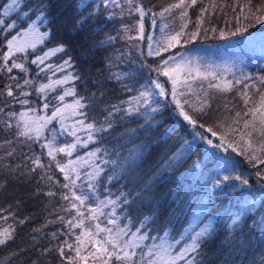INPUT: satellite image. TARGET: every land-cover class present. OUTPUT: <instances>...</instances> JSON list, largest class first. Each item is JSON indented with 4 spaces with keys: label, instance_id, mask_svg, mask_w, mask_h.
<instances>
[{
    "label": "trees",
    "instance_id": "16d2710c",
    "mask_svg": "<svg viewBox=\"0 0 264 264\" xmlns=\"http://www.w3.org/2000/svg\"><path fill=\"white\" fill-rule=\"evenodd\" d=\"M150 1L155 0H110L105 6L100 0H94L83 11H78L79 0H23L19 12L31 9L29 20L37 15L39 9L44 8L50 23L41 31H49L50 36L44 43L37 44L35 49L16 53L5 66L2 56L7 52V40L26 23L21 22L23 18L18 12L3 17V7L7 0H0V19L5 20V25H0V232L8 229L13 236V239L0 245V264H69L67 258L75 256L73 249L76 246V237L89 224L95 223L87 219V207H81L80 211L85 214L84 226L69 225L68 221L76 223L80 217L76 209L71 208V202L62 198L64 194L70 196V192H66L62 187L60 171L52 160L46 163L36 134L30 132L29 136L19 135L30 112L25 105L41 108L48 99L47 109L52 105L58 106L63 101L58 100L57 96L65 87L74 89V95H68L69 99L85 98L83 102L86 108L79 111L85 112L86 116L75 114L71 117L72 121L77 124V121L84 120L85 124L94 123L95 127L103 126L107 129L93 134L92 141L84 139L88 137L89 130L81 126L77 130L80 141L86 142L76 147L74 154L83 151L89 154L97 148L105 149L106 153L102 155L112 161L107 164L105 175L113 179L109 181L105 178L97 185L98 191L94 196L96 198L91 199L89 205L94 206L97 198L116 199L123 195L130 203L117 207L118 222L122 225L129 223V219L124 218L127 212L130 226L135 231L144 217H150L152 223L146 230L155 236L167 228H174L175 233H179L188 223L192 209L189 204L205 196L209 201L208 210L228 213L220 224H216L214 235L204 243L202 254L197 257L199 264H264V200H258L251 214L236 226V238L233 243L228 246L222 244L229 235V232H224L225 224L231 221L229 217L234 214L239 202L247 198L249 193L261 196L262 190L259 186L263 184L257 173L264 174V163H260V160H264V151L259 148L260 139L255 143L253 136L257 133L249 137L247 133L251 131V127H244V121L251 119V116L244 115L241 126L238 125L228 98H236L235 102L240 99L235 105L238 108L246 107L245 112L248 108L258 106L259 102L255 97L259 96L260 88H264V70H258L256 73L252 70L235 71L228 75L211 72L208 68V72L200 69L201 73L210 72L215 75H209L207 79H188L187 84L191 87L185 86L187 74L181 72V82L176 85V96L173 98L172 81L162 74L164 64L141 50L136 52L129 48L122 54L125 47H121L122 43L115 35L120 29H128L134 33V15L137 12L133 10V6L140 4V8H144ZM187 3L177 9L188 12ZM219 3H225V6L221 10L222 17L218 24H221L224 18L234 17L231 12L244 7V0H197L194 5L203 7L211 4L216 9L221 7ZM256 3L257 5L251 4L252 10L261 8L258 5H264V0H256ZM94 8L95 14L88 16ZM211 11L210 17L217 23L218 12L212 9ZM246 16L247 23L241 22L238 25L251 26L259 23L249 19V14ZM83 17L87 18L82 24H78ZM12 20H16V28L4 30L6 24ZM174 22L175 19L166 21L164 18L143 20L142 37H151L149 40L159 45L160 40L164 38V31L174 30ZM206 30L208 28L204 29ZM204 31L188 42L184 50L206 38L207 36H203ZM102 41L105 43L102 44ZM60 45L64 46L65 51L49 57L42 65L31 63L45 51ZM69 58L71 67L60 70L59 66ZM13 60L23 63L28 71L13 69L9 73L7 67H11ZM257 61L264 68L263 56L253 57L251 65L244 66L253 68L258 66ZM69 73L79 78L65 84L53 85L44 92L38 91L42 84H47L50 80L55 81L59 75L66 76ZM236 74L242 77L238 80L239 83L234 79ZM25 79H28L30 84L25 85ZM154 82L164 87V96L159 95V89L154 87ZM17 84L20 87H17ZM210 84L220 87H209ZM251 84L257 88L249 92L247 86ZM145 89L153 93L152 100L159 101L160 112L155 115L154 120L145 114L144 105L140 106L139 112L127 111L133 105L134 98ZM8 90L13 92L12 96L7 95ZM205 98L218 100V106L213 102L210 107L224 113L223 120L220 121L222 125L223 122L227 123L225 127L218 129L213 124L210 113L203 111L207 106L203 104ZM245 98L249 101L247 105L244 103ZM24 100L28 103H22ZM177 102L197 124H203L205 127L194 130L179 115ZM22 113L25 114L23 117ZM106 119L112 125L110 129ZM172 128L175 130L165 137L164 134ZM208 128H212L217 135L211 136V133L207 132ZM194 131L211 138L214 144L220 143L223 138L224 147L216 149L207 145L194 135ZM187 142H192V149L187 154L173 159ZM210 153H215L212 159L209 158ZM253 154L260 157L250 160L249 157ZM37 157L40 166L32 163ZM69 157L65 160H69ZM219 158L221 161L217 164L220 167L230 170L233 168L229 175L248 179V185L231 180L230 185L227 186L226 182L217 187L213 181L216 177L213 178L210 173L211 164ZM81 167L86 172L91 169L87 164ZM186 172L190 177L185 176L181 180V176ZM84 183L87 186L85 180ZM208 189L210 194L205 192ZM84 190L86 191V188ZM49 192L54 195L49 196ZM104 211L110 212L111 208H105ZM101 221L104 226L106 219L101 217ZM145 243L150 244L152 241ZM69 244L73 245V249L68 247ZM61 248L63 255L60 253ZM90 249L91 244L82 250V254H87ZM88 264H92L91 257Z\"/></svg>",
    "mask_w": 264,
    "mask_h": 264
},
{
    "label": "snow or ice",
    "instance_id": "6c2138e0",
    "mask_svg": "<svg viewBox=\"0 0 264 264\" xmlns=\"http://www.w3.org/2000/svg\"><path fill=\"white\" fill-rule=\"evenodd\" d=\"M94 0H79L77 5L78 11H83L84 8L88 6L89 3H93ZM197 0H191V4H196ZM100 3H103L107 6L110 3V0H100ZM23 4V0H11L10 3H6L3 7V17H9L12 13H19V16L23 19L22 23H26V29L23 31H17L15 35L11 37V39L7 40V52H5L2 56L3 61L5 62V66L7 65L10 58H12L16 53H26L29 49H35L37 44H42L45 42L47 38L50 36L49 31H41L42 28L46 27L50 20L48 19L47 13L42 7L38 10L37 15L28 19L31 16L32 10L19 12ZM185 5V0H180V3L173 4L168 8H165L164 12H170L172 8H182ZM190 6V5H189ZM141 16L144 15L142 9H137ZM96 9L88 13V16L94 15ZM202 11H204L202 9ZM257 11H264V7L258 8ZM249 14L253 19L257 21L264 22V15H256L251 10V4H249ZM163 15V13H161ZM181 18L187 16L186 11H182L180 13ZM87 17H83L77 23L82 24L84 19ZM246 19L248 17H245ZM0 25H5V20L0 19ZM17 26L16 20H12L10 23H7L4 30H13ZM187 24H184L181 28V32H177L175 35H169L165 38L166 47L165 51L169 48L175 47L180 43V35L183 32V28H186ZM239 30V29H238ZM141 31H143V26L141 25ZM197 32L191 33L192 39H195L197 36ZM224 33L221 32V36ZM151 39V37H149ZM111 40V37L109 38ZM102 44L105 42H101ZM65 51L63 45L54 47L45 51L42 56H37L35 59L31 61L32 64L42 65L45 61L57 53H61ZM149 55H152V51H149ZM156 54L159 55V50L156 51ZM169 60H174V57H169ZM169 60H164V69L162 70V74L171 79L173 89L172 95L173 98L176 96V85L180 83L179 73L185 72L187 75L185 77V86L191 87L190 84H187L188 79L195 80L198 77H203L207 79L209 75H215L214 73H201L199 68H193L191 66H183V62H178L174 67H168ZM71 67V58L63 61V64L59 66L60 70H64L65 68ZM49 70H51V65L48 66ZM13 69H20L21 71L27 72L28 69L25 67L23 63H17L15 60L12 61L11 67H7V71L9 73L12 72ZM43 71V69H41ZM195 73V75H193ZM78 76H74L69 73L63 79H57L55 81L50 80L47 84H42L38 89L39 92H44L46 89H50L53 85H61L65 84L70 80L78 79ZM119 79V77H118ZM239 83V81H237ZM24 84H30L28 79L24 80ZM17 87H20L17 84ZM154 87L159 89V95H165L164 87L158 83L154 82ZM209 87H217L219 85L210 84ZM227 87V86H226ZM22 95H27V93H21ZM8 96H12L13 92L8 90ZM74 95V89H69L64 92L63 95L59 96V100L63 101L65 96ZM153 93L145 89L144 91L139 92L138 96L134 98L133 105L130 106L127 111L132 113L133 111L139 112L140 106H146V115L151 116L154 120L155 115L159 114L160 107L158 100H152ZM245 97L247 94H244ZM207 97V94H206ZM84 97L76 99L73 104L65 105L64 109L60 107H56L54 111H52L51 116L47 118L44 124H40L38 126H29L27 122L24 124V129L19 132L21 136H29L30 132H35L36 137L41 135V130L45 127V124L51 123L56 120L58 117L62 119L63 111L71 108L74 114H78L81 116H86V113L83 111H79L81 109L86 108V104L83 102ZM22 103L27 104L28 101L24 100ZM244 103L247 105L249 103L248 99L245 98ZM156 105L155 107L153 105ZM203 104L208 105L210 107L209 100L205 98ZM44 108H48L49 105L45 103L43 105ZM177 107L179 108V115L182 116L183 120L186 121L190 126L195 130L196 128H204L203 124H197L196 120L189 115L187 111L184 110L183 106L177 102ZM251 115V119L244 121L245 129L251 127V131L247 133L249 137H252L253 133H257L260 137L259 148L261 151H264V93H261L259 96V104L258 106H254L248 108L247 112L244 115ZM25 114H21L23 117ZM237 117L241 116L240 112L236 113ZM108 129L112 127L111 123L107 121ZM157 124L159 122H156ZM77 124L81 127L89 130L88 141L93 140V134L101 133L107 131L103 126L95 127L94 123L85 124L84 120L77 121ZM151 126V124L149 125ZM175 129H169L164 135L167 137L171 135V133ZM231 130V129H230ZM53 136L52 141L57 139V130L55 128L51 129ZM60 132H67L71 136H76L75 127L71 130L65 128L63 124L60 125ZM207 132L211 133V136L215 137L217 133L212 130V128H208ZM194 135L199 137L200 140L205 141L207 145H211L216 149H220L224 147L223 138H221L220 143H215L211 138H207L203 133L199 131H194ZM31 138V137H29ZM231 145H229L230 147ZM44 147L48 148V155L52 157V160H56V153H65L68 156H71L75 148L77 147L76 143H66L62 147H53L52 142L50 141L48 144H45ZM142 147V146H141ZM193 147L192 142H187L181 149L178 154L173 156V159H176L181 154H187ZM249 148H251V144H249ZM226 150V149H225ZM102 153H106L105 149L97 148L95 151L90 152L88 154L89 160L86 161V164L91 168V171L85 172L83 174V179L87 182V191H85L80 185H77V180L81 179V173L77 171L75 162L69 160L67 164H60L57 162V167L60 172L64 173V179L68 181L62 185L63 188L69 189L70 196L64 194L62 198L64 200H69L71 202V208L76 209L77 215L80 219L73 223L72 221H68L71 227H82L84 226L85 214L80 211L81 207H87L88 216L87 219L89 221L95 222L94 224H89V226L81 232L79 236L76 237V246L73 249V245L69 244L68 247L75 251V256H69L67 259L69 264H88L89 257L92 259V264H199L197 257L201 255V249L204 243L214 235L216 229L209 219L207 223H205L204 217L201 213H197L193 216L187 223V226L182 227L179 233H175L174 228H167L163 232L157 233V235L152 236L149 234V231L146 229L152 223V218L144 217L143 220L139 222V226L136 227L135 231L132 230L130 226V218L128 213L125 212V219H129L128 224H121L118 222L116 209L118 206L127 205L130 202L126 197L120 196L116 199H99L95 202L94 206L88 204V202L95 196L98 191L97 185L101 183L105 178L109 181L113 179L111 176L106 177V166L109 163H112L110 159L106 158ZM131 155V153L129 154ZM215 156V153H210L209 158L212 159ZM250 160H256L257 157L253 154L249 157ZM32 163L40 166L39 158H35L32 160ZM260 163H264V160H260ZM219 167V165H218ZM34 171V169H33ZM75 174V178H73L72 174ZM258 176H260L261 180L264 181V174L258 172ZM51 179V177H48ZM231 180L239 181L242 185H248L249 181L242 176H231V175H217L215 178V185L217 187L229 182ZM80 188L79 194L75 189ZM49 196L54 195V193L49 192ZM258 200H264V193H261L260 197L255 196L254 194L249 193L248 198L242 199L238 208L235 210L233 215H230L229 219L231 223L226 226V231L229 232V235L225 237V240L222 241L224 246H228L236 238L234 229L237 225L241 224L243 219L247 217V215L251 214L253 209L256 207ZM78 202V203H77ZM105 208H111L110 212H105ZM101 217L106 219V224L102 226ZM63 219V218H61ZM24 221H20L23 223ZM110 225V226H109ZM103 234V235H101ZM13 239L12 234L8 229H4L3 232H0V245H4L7 241ZM146 241H152L151 244L145 243ZM89 244H91V249L87 251V254H82V250L86 248ZM61 255L64 254L63 249H60Z\"/></svg>",
    "mask_w": 264,
    "mask_h": 264
},
{
    "label": "rangeland",
    "instance_id": "374dc122",
    "mask_svg": "<svg viewBox=\"0 0 264 264\" xmlns=\"http://www.w3.org/2000/svg\"><path fill=\"white\" fill-rule=\"evenodd\" d=\"M11 0H7L6 3H10ZM187 3V17L181 18V11H179L177 8H172L170 12H164L163 10L165 8L170 7L173 4H178L180 3V0H155L150 1L149 4L146 6H143L144 8H140V4H134L133 10L136 11L135 16V31L134 33L131 32V30H125V29H120L118 33H116V37L118 38V41L122 43L121 47H125L123 50L122 54H125L126 50L131 48L133 51L136 52H141L145 51L147 56H150L152 59H157L160 61V63L163 64L164 60H169V57H174V60H169V67H174L176 63L178 62H183V66H187V64L191 67L199 68L202 71L208 72L207 68L211 72L215 71H221L219 73H226L228 75L231 74V70L234 68H237V71H253L257 72L258 70H264L261 63L257 61L258 66H254L253 68H246L243 64L239 65V62H243L244 64L250 66L251 65V60H252V55L248 53L245 55V52H250L252 50H255L256 47L260 48L259 53L264 52V22L257 21L252 18V16L249 14V4L252 5H257L256 0H244V7L240 10H236L234 12H231L234 17L231 18H224L223 22L221 24H218L220 21L222 14L221 10L224 8L225 3H219L220 8H214L213 5L209 4L203 7H198L193 4H191V0H185V5ZM190 5V6H189ZM259 7H264V5H258ZM193 7V8H192ZM137 9H142L144 12V15L141 16L140 12ZM202 9L204 11H202ZM214 10L218 12V16L215 20L210 17V12ZM252 10V9H251ZM257 9L252 10L253 13L256 15H264V11H258L256 12ZM196 12V13H195ZM163 13V15H161ZM195 13V14H194ZM250 15L249 19H251L254 22H259L257 24H253L251 26L243 25L240 26L238 25L239 23H247V17L246 15ZM194 15V16H193ZM155 16L156 19L160 20V18L166 19V21H172L175 19L174 22V30L172 31L171 29L165 30L164 34V41L163 39L160 40L159 45H156L155 41L149 40L148 36L147 38L142 37V31H141V25L143 26V20H154L153 18ZM193 16V17H192ZM178 18V19H177ZM232 19L234 21H232ZM184 24H187L186 28H183V32L180 35V43L177 44L173 48H169L167 51H165L166 45V40L165 38L169 35H175L177 32H181V28ZM127 25V23H126ZM208 25V26H207ZM208 28V30L204 31V29ZM26 29V26L21 28L19 31H23ZM239 29V30H238ZM202 31L205 32L203 36H207L206 38H203L201 42L195 43L197 45L192 46V47H187L186 50H184V46L193 40L191 37V33L197 32L201 33ZM221 32L224 33L223 36H221ZM249 32H251L250 38L252 39L247 46L245 47L244 45V40H248L249 35H247ZM217 33V34H216ZM198 35V34H197ZM200 36V37H203ZM197 36L195 37V39ZM11 39V37L9 38ZM148 40V41H147ZM260 42L258 46L256 45V41ZM162 41V42H161ZM248 48V49H247ZM141 50V51H139ZM159 50V55L156 54V51ZM149 51H152V55H149ZM242 56H244L242 58ZM240 60V61H239ZM198 65L199 67H197ZM260 68V69H259ZM164 67H162L161 70H163ZM264 74V71H263ZM65 76L63 74L59 75L57 79H63ZM262 77V75H261ZM235 80L242 79V77L238 74L234 76ZM70 87V86H69ZM248 90L249 92L252 90H255L257 87L253 84L248 85ZM66 90H69V88L65 87L61 92L60 95H63ZM260 94L264 93V88H260ZM234 91L231 92L233 94ZM259 94V96H260ZM59 96L58 100H59ZM259 96L255 97V99L259 102ZM48 99L45 100L44 104L46 103ZM209 103L216 104L218 106V100L209 98ZM235 99H230L228 98V102L230 103L231 111L234 112L235 120L238 122V125L241 126L242 122L241 119L244 117V113L246 111V107H241L238 108L236 107V103L240 101V99L235 102ZM75 99H69V96L64 98L63 102L59 104L58 106L52 105L50 109L44 108L43 106L41 108L35 107L33 105H25L28 109H30L29 114L26 116L27 123L29 126H38L40 124H44L45 121L47 120L48 117L51 116L52 111L55 110L56 107H60L61 109H64L65 105L73 104ZM226 103V102H225ZM43 104V105H44ZM259 104V103H258ZM48 110V111H47ZM205 112L210 113V118L213 121V124L219 129L225 127L224 125H227L226 122H223V125L221 121L223 120L224 113H220V111L214 110L208 105L206 108L203 110ZM240 112L241 116L237 117L236 113ZM208 113V114H209ZM75 114L71 108H68L63 111L62 114V119L57 118L52 121L51 123L45 124V127L41 130V134L44 132L48 131L47 136L45 139H43V142L45 144H48L50 141L52 142L53 147H62L64 144H66L67 140L70 137H73L76 139V136H71L67 132H60V125L63 124V126L69 130H71L73 127H75V131L77 134V130L79 128V125H77L75 122H73L71 117H73ZM251 116V115H250ZM221 120V121H220ZM20 126V122L18 123ZM55 128L57 130V139L55 141H52V136L53 133L51 129ZM35 134V132H33ZM255 138V143L260 137L257 135L253 136ZM88 138V137H87ZM87 138L85 140H87ZM48 149V148H47ZM42 156L46 159V163L50 162L52 160V157L48 155V152L42 151ZM84 154L82 157H77L76 160L78 162H82L83 164H86V161H88V156L84 157ZM257 158L260 157V155H255ZM221 159H217L214 163L211 164V175L212 177H216L217 175L223 176V175H229L230 171L233 169H227V168H222L218 167L217 163H220ZM257 162V161H254ZM65 164V163H62ZM91 171V169H90ZM213 171V172H212ZM239 173V171H238ZM185 176L190 177V174L186 172L183 176H181V180L185 178ZM203 182L204 179H202ZM213 181H215L213 179ZM67 182H63L65 184ZM263 184L262 186H259L260 189L262 190L261 193H264V181H261ZM66 190V192H69V189L63 188ZM206 193L210 194V190H205ZM248 198V196H247ZM208 199L205 196H202L201 198L196 199L193 201L191 205V212L189 214V219L188 221L195 216L198 212L201 213L202 216L207 217L208 219H205V223L208 222L210 219L214 227L216 224H220L222 221V218L228 213L226 211H218V212H211L210 210L207 209L208 206ZM217 213L219 214V220L218 218L215 217ZM187 226V225H186ZM151 244V243H150ZM183 264V262H181Z\"/></svg>",
    "mask_w": 264,
    "mask_h": 264
}]
</instances>
